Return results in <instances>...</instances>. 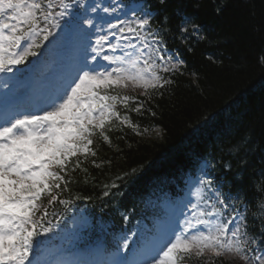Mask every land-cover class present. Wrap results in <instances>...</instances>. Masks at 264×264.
Segmentation results:
<instances>
[{
  "label": "snow or ice",
  "instance_id": "6c2138e0",
  "mask_svg": "<svg viewBox=\"0 0 264 264\" xmlns=\"http://www.w3.org/2000/svg\"><path fill=\"white\" fill-rule=\"evenodd\" d=\"M73 6L68 0H0V72H12L37 56L53 36L52 29L61 27L60 21ZM78 6L92 13L100 7ZM118 8L123 11L119 4L103 11ZM123 14L128 18L117 17L106 29L96 26L92 55L84 57L43 108L16 112L0 123V264H41L31 258L36 238L51 231L44 226L49 207L67 203L59 197L72 180L70 172L77 168L87 171L81 168V157L87 160L96 155L93 138L98 134L110 142L106 133L114 119L130 124L127 115L121 118L118 110V106L127 109L129 101L136 99L127 94L129 90L143 89L141 94L148 95L150 89L170 83L161 73L177 69L172 58L166 60L163 55L159 32L147 30L152 14L140 4ZM189 21L186 17L185 23ZM84 25L92 27L93 20L74 22L69 39H82ZM193 30L198 31V26L193 25ZM134 110L138 112L140 107ZM198 185L193 193L196 202L185 205L189 214L134 264H187L193 259L215 264L216 258L224 256L244 264H264V250L249 246L251 238L242 230L243 216L236 212L224 216L229 206L211 180L203 178ZM251 243L256 241L251 239Z\"/></svg>",
  "mask_w": 264,
  "mask_h": 264
},
{
  "label": "trees",
  "instance_id": "16d2710c",
  "mask_svg": "<svg viewBox=\"0 0 264 264\" xmlns=\"http://www.w3.org/2000/svg\"><path fill=\"white\" fill-rule=\"evenodd\" d=\"M146 2L154 13L150 24L155 23L162 41L184 65L165 78L170 83L150 89L148 95L138 88L127 92L142 100L136 101L140 111L134 110L137 105L118 106L121 118L127 115L130 124L114 119L106 133L110 142L98 134L93 138L96 155L81 157V168L87 171L70 172L72 180L59 199L67 201L70 195L76 202L86 201L98 217L96 228L105 225L109 238L132 227L116 217L114 204L137 212L145 203L150 178L177 176L192 160L205 159L221 194L248 210V238L262 239L264 0ZM186 17L200 27L197 39L181 32ZM66 206L49 207V218ZM187 264L202 262L193 259ZM215 264L244 262L224 256Z\"/></svg>",
  "mask_w": 264,
  "mask_h": 264
},
{
  "label": "rangeland",
  "instance_id": "374dc122",
  "mask_svg": "<svg viewBox=\"0 0 264 264\" xmlns=\"http://www.w3.org/2000/svg\"><path fill=\"white\" fill-rule=\"evenodd\" d=\"M84 4H88V2L87 3H85V2H83ZM86 15L89 17V12L88 11H86ZM123 16V15H122ZM122 16H121V18H122ZM74 19H76V14H73V20ZM72 20V21H73ZM6 22V21H5ZM93 22H95V21H93ZM98 25V24H97ZM96 25V26H97ZM107 28V25H105V27H104V29H106ZM57 58L59 59V60H61V57H59V56H57ZM53 62L55 63V60H53ZM53 62H52V64L51 65H49V68L50 69H52V68H54V64H53ZM55 77H51L50 79H54ZM196 190V189H195ZM195 192V191H194ZM193 192V193H194ZM194 197H196L195 195H193ZM156 241H154L153 243H151L148 247H147V250H143L140 254H139V258H138V260H137V262L138 261H140V260H142L144 257H145V255L147 254V252L149 251V249L153 246V244L155 243Z\"/></svg>",
  "mask_w": 264,
  "mask_h": 264
}]
</instances>
